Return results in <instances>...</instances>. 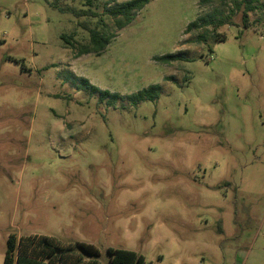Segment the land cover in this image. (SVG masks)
Instances as JSON below:
<instances>
[{"label":"rangeland","instance_id":"1","mask_svg":"<svg viewBox=\"0 0 264 264\" xmlns=\"http://www.w3.org/2000/svg\"><path fill=\"white\" fill-rule=\"evenodd\" d=\"M128 0H100L116 6ZM0 0V264L12 235L86 243L110 264H264V0H152L101 55L52 3ZM226 41L199 42L213 26ZM105 22L114 29L108 17ZM62 36H73L72 47ZM188 61L162 64L155 57ZM86 79L123 98L109 106Z\"/></svg>","mask_w":264,"mask_h":264},{"label":"trees","instance_id":"2","mask_svg":"<svg viewBox=\"0 0 264 264\" xmlns=\"http://www.w3.org/2000/svg\"><path fill=\"white\" fill-rule=\"evenodd\" d=\"M100 0H81L82 8L73 6H62L59 2L52 3L55 8L62 12L73 13L77 18H95L99 19L97 26L92 28L87 22H81L79 25L89 33L90 41L87 45H81L78 48V56L94 53L101 55L108 48L114 38L116 32L130 26L137 18L138 13L142 12L152 0H128L116 6L105 5V11L100 12L97 2ZM211 1V0H204ZM246 4L244 15V25L247 27L248 13L254 10L252 6L256 0H243ZM108 17L114 23L112 29L104 20ZM229 16H223L217 21L204 19L206 24L197 22L191 23L188 26V31L194 28L201 29L208 25L213 26L211 32L206 31V34L198 37L199 42H208L215 40L219 42L226 41V36L218 33V30L226 25H232ZM208 24V25H207ZM67 45L76 47L73 36H62ZM157 62L171 65L173 62L188 61L180 55H166L155 57ZM83 89L89 91L92 95L98 94L100 102L107 100L109 106L115 105L118 101L126 99L132 102L134 106L142 101H156L160 98L161 86L159 84L151 85L148 88L142 89L136 94L123 98L118 93H111L107 90H101L99 87L92 85L86 79H80ZM110 264H146L143 256L133 251L117 250L110 248L108 250ZM100 256V251L94 245L86 243H73L69 245L62 244L54 237L31 235L22 237L20 241L16 236L12 235L8 241V249L5 256L4 264H103L97 258Z\"/></svg>","mask_w":264,"mask_h":264}]
</instances>
